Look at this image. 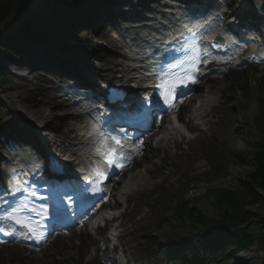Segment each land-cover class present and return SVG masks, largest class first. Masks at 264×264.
Here are the masks:
<instances>
[{
    "label": "rangeland",
    "instance_id": "374dc122",
    "mask_svg": "<svg viewBox=\"0 0 264 264\" xmlns=\"http://www.w3.org/2000/svg\"><path fill=\"white\" fill-rule=\"evenodd\" d=\"M151 2L152 0H109L106 5L107 25H97L96 29L87 31V26L93 27L98 21L84 18L79 21L77 27L80 34L86 35L97 47L96 56L71 54L62 59L65 62H73L74 68L83 76L88 75L93 81L109 80L122 83L123 77L119 68H114L111 72L107 70L111 65L108 60L112 58L120 59L122 64L126 62L120 58L125 50L116 46L109 32L124 27L122 34L130 35L131 31L127 29L130 25L140 23L142 16L152 15L151 9L146 7L153 6L155 2ZM235 3V0L228 1L229 5ZM100 9H97V14L101 17L98 11ZM126 18L134 21H126ZM30 51L35 52V47H31ZM0 64L8 71L4 85L0 86V141L6 147L16 148L17 143L13 136L17 135L19 130H24V116L40 118L47 115L48 119L51 118V123H47L48 128L45 132L49 136L55 135L56 139L57 136L61 140L62 137L66 139L65 136L75 134L68 130L74 122L72 119L67 120L68 116L72 118V113L66 106L58 104L61 98L57 96L63 95V92H53V89L63 87L67 89L68 94L76 95L80 83L76 82L73 76L40 67L34 61L28 60L18 65L4 61H0ZM255 64L254 61H250L237 68L229 66L227 69V65L206 66L207 80L197 86L196 92L193 90L188 97L189 100L188 98L181 100L178 113L184 125H178L175 138L157 139L164 125L175 116L171 115L160 123L157 131L145 135L139 144L141 150L134 159V165L122 174L121 178L114 179L109 185V197L102 204L105 209H100L95 214L111 213L114 215L112 223H105L91 230L88 228L90 219H86L70 231L55 233L40 249L17 243L0 246V264H81L82 258L83 264L85 262L120 264L122 261L125 264H178L175 261L177 259L173 261L164 259L170 252L163 243L152 245L153 236L164 228V224L161 223L162 216L166 218L170 216V203L167 197L160 196L156 203L151 204L149 202L152 199L151 194L159 188V192H166L169 189L182 192L186 189L188 197L196 198L202 196L206 190L217 188L234 190L237 187V180L251 169L249 161L242 162L239 156L251 150L248 143L244 142L243 130L236 127L235 115L239 114L250 127L247 139L254 141L257 94L253 90L244 95L239 92L231 95L229 88L233 83L236 84L238 79L243 78H247L252 84L257 83L260 76L263 77L264 64L258 66ZM18 75H23V78ZM15 82H21L23 88H13ZM123 83L125 86L129 85L128 82ZM206 89L216 93L218 100L213 103L212 108L204 111L206 115L203 119L193 117L191 110L195 102L191 101L190 97H200L202 91ZM237 103L239 110L233 107ZM65 117L64 124H60L59 120ZM185 128L190 129L189 133L185 132ZM57 143L60 153L68 154L70 146L67 139ZM33 144L32 140L29 145ZM21 152L26 151L21 149ZM209 153L215 157L226 156L224 173H209L210 166L206 161ZM0 154H5L3 147L0 148ZM133 173H141L144 176L143 183L128 194H120L121 183L127 175ZM242 199L247 206L248 199L246 197ZM246 208L253 214L256 234L264 240V200ZM202 209L205 215L215 217L213 209L208 204L204 203ZM101 223L99 222V225ZM111 228L117 230L118 237L115 241L106 238ZM176 233L178 240L175 244L180 249L188 243L189 233L187 229L181 228H178ZM238 249L237 258L242 264H264V250L258 242L241 245ZM232 263L230 260L224 261V264Z\"/></svg>",
    "mask_w": 264,
    "mask_h": 264
},
{
    "label": "trees",
    "instance_id": "16d2710c",
    "mask_svg": "<svg viewBox=\"0 0 264 264\" xmlns=\"http://www.w3.org/2000/svg\"><path fill=\"white\" fill-rule=\"evenodd\" d=\"M108 0H0V61L6 63L21 62L30 59L25 46L29 43L51 52H58L53 67L62 70L60 56L75 52L91 55L96 52L95 45L77 30L79 19L90 15L92 9ZM70 41L71 44H68ZM45 54L44 57H46ZM52 56V55H51ZM39 63H46L39 59ZM7 71L0 64V86L4 85ZM261 79V81H260ZM264 76L257 83L247 79L238 80L231 91L248 94L253 90L257 94V116L254 120L257 139L247 141L249 128L244 120L236 117L238 127L244 131V142L250 146V152L240 154L241 161H249L251 169L237 180L234 190H206L202 196L186 198L185 190L173 191L168 195L170 203L168 218L162 216L164 228L153 236L152 245L162 242L169 249L178 239L176 230L187 229L189 240L180 249L166 256L177 259L179 264H242L237 258L238 247L253 241L264 250V240L256 234L253 214L246 207L264 200ZM261 84V85H260ZM238 109V105H235ZM209 173L220 174L226 170L224 155L215 157L208 154ZM248 199L247 206L244 199ZM155 199V198H154ZM155 202V200H149ZM208 204L215 217L203 213L202 205ZM167 259V258H166ZM73 264V263H63Z\"/></svg>",
    "mask_w": 264,
    "mask_h": 264
},
{
    "label": "bare ground",
    "instance_id": "6f19581e",
    "mask_svg": "<svg viewBox=\"0 0 264 264\" xmlns=\"http://www.w3.org/2000/svg\"><path fill=\"white\" fill-rule=\"evenodd\" d=\"M250 2H253L252 0H249ZM264 5V4H263ZM264 7V6H263ZM263 7H252L249 8L248 10L252 11L254 14L256 13L255 16L258 17V19L256 21V23L259 24L261 17L259 16V11L261 10V8ZM258 12V13H257ZM176 13V12H175ZM174 13V15H175ZM185 13V12H183ZM182 11H180V13H177L175 15V19H177V17L181 16ZM185 16V15H182ZM141 18V17H140ZM144 18V17H143ZM155 18V17H154ZM156 19V18H155ZM149 20H152L151 18ZM145 21V19H144ZM156 21V20H155ZM171 22V20H170ZM214 24L217 26V33L219 35H223L222 30H220V27L218 25V20L217 18H214ZM143 24L141 26L138 25H134V26H130L129 28H131L133 30V34H131L129 36L128 39H126L125 37L122 38L120 41L116 42V44L119 47H124L126 49V52H124L123 54L120 55V58H122L123 60H126L129 58V55L131 56L130 59H128L129 61L125 64V63H121L120 59H110L108 60L111 65L109 66L110 68L107 69L109 72H111L114 68H119V70L122 73V77L123 80L122 82H139L140 80H142L145 75H147L145 67L148 66L149 64V59L147 58H143L144 56H139L141 60L139 61H134L132 59V56L134 54H137L136 52L140 53L139 51H137L136 46L140 45L142 46L143 49L151 51L153 49H155L156 47H158L159 45L162 44L161 41H159L158 38V33L156 32L159 30V22H155L153 24H150L152 26H154L153 29L149 28V23H145L143 22ZM261 36V46H264V31H262L260 33ZM31 44V43H29ZM31 47H33V45L31 44L30 46H28V44L25 46V51L26 53H30V49ZM30 48V49H28ZM40 48V47H38ZM264 48V47H263ZM29 50V51H28ZM41 51H45L50 53L52 56H55L53 52L51 51H46V50H38V53L42 56H45L44 53H42ZM36 52V51H35ZM33 53V54H32ZM235 51H232L231 53H229V56L231 59L234 58L235 56ZM36 55H34V52H31L30 57H35ZM119 57V56H118ZM263 59H264V53H263ZM245 58L242 57L240 59V61H244ZM137 64V67H135ZM51 67H53L51 65ZM56 71H60L59 68L53 67ZM62 73V72H61ZM17 75V74H16ZM19 77L23 78V75H18ZM75 78V81L78 82L80 79L79 77H77L76 75H72ZM123 86V85H122ZM20 87L23 88V84L21 82H15L13 84V88L15 89H19ZM124 87V86H123ZM61 88V87H60ZM60 88L57 89H53L54 91H60ZM86 94H91V93H84V94H78L80 96L79 100L83 101L82 103L79 102L77 103V98L76 96H65L63 98L62 101H60L58 104L59 105H63L66 106L67 110L70 111L72 113V118L71 117H67L68 119H72L74 120L73 124L70 125L69 127V131L73 132V131H77V133L72 136V135H67L65 136V138L67 139L68 143L70 144V148L69 151L71 153H75L76 154V158L77 160L87 166H90V162L92 160V155H93V151H90L89 148L93 145V144H98V141L94 139V136L97 135V133L95 131H90L89 128H87L88 125V117H92L93 116V111L97 109L96 105H94V103L92 101H90L92 97H88V96H84ZM82 96H84L83 98H81ZM202 98L199 100L198 103H196L193 107V115H195L198 118H201L203 116V111L205 107H210L213 105V103L217 102L218 100V95L216 93H212L210 89H206L205 91L203 90L201 93ZM196 97H191L190 100L194 101L197 100ZM74 103V105L72 106V104ZM80 117L82 120H80V122L77 121V118ZM66 120V117L63 119H60L59 121L60 124H64ZM58 121V120H57ZM56 121V122H57ZM23 126H25L28 129H24V130H19L17 135L13 136V140L16 141V146L17 147H27V145L31 142V140L33 139V134L32 132H34L36 128L44 126V130H47L48 125L47 123H51V118H47V115H43L42 117L40 116V118H33V117H27L24 116V120H23ZM211 128V127H210ZM177 128L176 126L173 124V122H168L163 130L160 132V136H158V139L161 140H167V139H173L175 137ZM26 137L27 139L22 140L20 139L21 137ZM55 135H51V138L53 139V144H52V148L55 144V142H62L63 140L66 141V139H64V137H62V139L60 140L59 137L57 136V139L54 138ZM61 138V137H60ZM175 142V141H173ZM4 147L3 142L0 141V148ZM0 158H2L1 161H3V156L0 154ZM12 163L8 164L7 167V171H10L14 168L15 163L17 162L15 159H12ZM145 171V169H144ZM144 176L141 173H133L131 175H128L126 177V179L123 181V183L120 185L119 187V192L121 194H128L129 191L134 190L136 187H138L140 184L143 183ZM110 216L109 214H101L98 218H106ZM90 228H93L92 226H89ZM116 232L115 229H112L110 231V233L112 235H114V233Z\"/></svg>",
    "mask_w": 264,
    "mask_h": 264
},
{
    "label": "snow or ice",
    "instance_id": "6c2138e0",
    "mask_svg": "<svg viewBox=\"0 0 264 264\" xmlns=\"http://www.w3.org/2000/svg\"><path fill=\"white\" fill-rule=\"evenodd\" d=\"M188 51L193 53L189 57V60L191 61V68L199 71V69L196 67L197 63L200 62L199 55L197 54V49L194 46L190 45ZM181 63H183V61ZM172 67H178V65H173ZM200 74L203 75V73ZM185 76H187L188 78L186 79ZM158 79L160 80V83L157 85V88L161 90V95L164 97L165 103H170V101L174 100L178 90L182 86H187L189 82H196L195 78L188 75L187 72L175 74L167 70L161 71L158 75ZM180 94L183 95L182 92H180ZM115 142L118 145L120 144L119 140H116ZM106 162L109 168H111L113 165H115L116 167H122V165L116 163L115 150L112 151L111 157L108 158ZM98 175L103 178L105 177V172L100 171ZM32 194L35 195V193ZM24 207H27V205L12 208L11 211H9L5 216L0 217V219L12 220L22 228H27L28 232L35 234V229L31 226L30 218H21L19 215L23 212ZM40 238L42 239L43 237L41 236Z\"/></svg>",
    "mask_w": 264,
    "mask_h": 264
}]
</instances>
